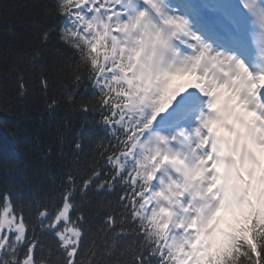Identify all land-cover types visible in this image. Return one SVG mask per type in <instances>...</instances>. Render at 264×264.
Here are the masks:
<instances>
[{
    "label": "snow or ice",
    "instance_id": "6c2138e0",
    "mask_svg": "<svg viewBox=\"0 0 264 264\" xmlns=\"http://www.w3.org/2000/svg\"><path fill=\"white\" fill-rule=\"evenodd\" d=\"M39 14L9 68L16 95L51 54L44 106L59 88L90 148L46 200L0 183V264H264V0H43Z\"/></svg>",
    "mask_w": 264,
    "mask_h": 264
},
{
    "label": "trees",
    "instance_id": "16d2710c",
    "mask_svg": "<svg viewBox=\"0 0 264 264\" xmlns=\"http://www.w3.org/2000/svg\"><path fill=\"white\" fill-rule=\"evenodd\" d=\"M43 0H0V183L14 182L25 197L46 200L64 173L68 161L83 160L90 148L92 128L76 108L63 102L54 111L43 103L39 73L51 75L55 59L51 54L35 62L25 71L27 91L16 95L18 73L10 65L19 53L28 59V44L33 26L41 24L39 5ZM55 45L53 40L52 45ZM21 68L25 65L17 61ZM79 139L83 152L73 150ZM50 149V151H49ZM92 204L105 198L104 193H89Z\"/></svg>",
    "mask_w": 264,
    "mask_h": 264
}]
</instances>
